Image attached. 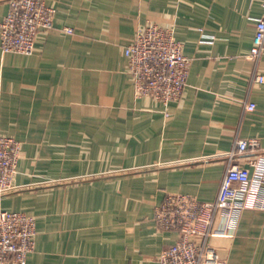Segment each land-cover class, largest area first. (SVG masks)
Returning <instances> with one entry per match:
<instances>
[{"label":"crops","instance_id":"obj_1","mask_svg":"<svg viewBox=\"0 0 264 264\" xmlns=\"http://www.w3.org/2000/svg\"><path fill=\"white\" fill-rule=\"evenodd\" d=\"M46 1L53 27L34 52L0 47V133L20 142L0 208L35 217L27 264H159L182 209L216 199L222 153L240 137L264 145V81L253 79L264 52L257 65L246 58L262 0ZM9 9L0 0V20ZM150 21L192 60L167 104L136 96L124 53ZM231 232L209 238L223 264H264L263 209H244Z\"/></svg>","mask_w":264,"mask_h":264},{"label":"built area","instance_id":"obj_2","mask_svg":"<svg viewBox=\"0 0 264 264\" xmlns=\"http://www.w3.org/2000/svg\"><path fill=\"white\" fill-rule=\"evenodd\" d=\"M10 9L0 20V47L3 53L32 54L40 31L53 27L55 7L46 0H9ZM263 13L256 17L253 43L246 58L257 65L264 52ZM70 31L71 27H65ZM128 72L134 80L137 97L151 96L165 104L180 98L188 83L191 58L172 28L148 22L139 28L124 48ZM254 81L263 82L264 74L255 69ZM254 110L256 103H245ZM20 142L0 133V196L14 188ZM250 156L239 162L243 154ZM227 162L220 189L213 201L194 200L180 213L176 241L158 254L159 264H223L210 245L214 235H231L244 209L264 210V145L258 137H240L223 152ZM221 212V229L213 227ZM35 217L26 211L0 208V264H27L35 246Z\"/></svg>","mask_w":264,"mask_h":264}]
</instances>
